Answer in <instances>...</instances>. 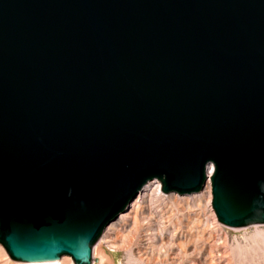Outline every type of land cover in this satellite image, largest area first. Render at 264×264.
I'll return each instance as SVG.
<instances>
[{
  "label": "water",
  "instance_id": "1",
  "mask_svg": "<svg viewBox=\"0 0 264 264\" xmlns=\"http://www.w3.org/2000/svg\"><path fill=\"white\" fill-rule=\"evenodd\" d=\"M155 179L264 223V0H0L9 257L89 264Z\"/></svg>",
  "mask_w": 264,
  "mask_h": 264
},
{
  "label": "rangeland",
  "instance_id": "2",
  "mask_svg": "<svg viewBox=\"0 0 264 264\" xmlns=\"http://www.w3.org/2000/svg\"><path fill=\"white\" fill-rule=\"evenodd\" d=\"M206 184L199 193L189 195L159 190L154 201L146 207L141 205L138 212L130 206L124 211L129 212L126 220L117 222L118 216L92 249L101 244L108 264H264V223L228 227L218 222L212 209L210 183ZM112 223L117 225L113 227ZM156 232L161 238L155 237ZM106 233L110 235L108 243ZM193 249L198 254H190ZM95 257L91 254V260ZM59 258L74 264L66 254ZM0 264L30 262L12 260L0 244Z\"/></svg>",
  "mask_w": 264,
  "mask_h": 264
},
{
  "label": "bare ground",
  "instance_id": "3",
  "mask_svg": "<svg viewBox=\"0 0 264 264\" xmlns=\"http://www.w3.org/2000/svg\"><path fill=\"white\" fill-rule=\"evenodd\" d=\"M213 165L212 164H209L208 165V167H207V169H206V175L209 177V176H211V174L213 173ZM209 182V181H208ZM208 182H207V184H206V186H209V184H208ZM210 183V182H209ZM148 184H150V185H148ZM155 184V185H154ZM147 185H148V187H147ZM154 185V187H152L151 188V186H153ZM160 185H161V183H160V181L159 180H157V179H155L154 181H150V182H147L144 186H143V189L139 192V195L136 197V199H134L130 204H129V206H128V208L130 207V206H132V207H135V209H133V211H139V208L141 207V205H145L144 207H146V205H149V204H147L148 202H150V201H154V200H152L153 198H156V195L157 194H159V190H160ZM147 188V189H146ZM211 188V187H210ZM201 191V190H200ZM199 191V192H200ZM199 192H195V193H199ZM193 194V193H192ZM159 197V196H158ZM152 203V202H151ZM211 204H212V194H211ZM151 206V205H150ZM149 207V206H148ZM152 207V206H151ZM151 207H149V208H151ZM127 208V209H128ZM145 209V208H144ZM147 210V209H146ZM149 211H150V209H149ZM149 211H148V213H149ZM144 212H146L145 210H144ZM129 212H122L120 215H119V217H118V221L117 222H120V221H125L126 220V218L128 217V214ZM134 213V212H133ZM142 213V212H141ZM216 216V215H215ZM122 221V222H123ZM113 222V221H112ZM117 224L116 223H112L111 224V226H113V227H115ZM113 227H111V228H108V230H112V228ZM107 228V227H106ZM158 232H156V233H154V235H156L155 237L156 238H161L160 236H158L159 234H157ZM106 235V238H105V242H110L109 241V234L108 233H106L105 234ZM161 235V234H160ZM103 248H102V245L101 244H98V245H96L93 249H91V254H93V256H100V258H98V257H95V258H97L98 259V262L99 261H103V262H106L105 264H108L107 263V261H109L108 259H105V258H103L104 256H103V253H104V250H102ZM190 254H192V255H196V254H198V251L196 250V249H193L192 250V252H190ZM69 256V255H68ZM95 258H93L92 260L94 261V259ZM91 259V258H90ZM92 260H90V263L89 264H91L92 262ZM30 264H67L66 263V261L64 260V259H62V260H60V258H58L57 260H53V261H36V262H30ZM93 264H95V263H93Z\"/></svg>",
  "mask_w": 264,
  "mask_h": 264
}]
</instances>
